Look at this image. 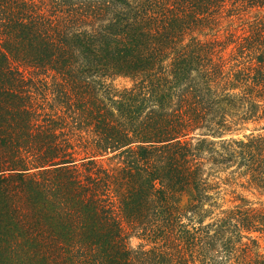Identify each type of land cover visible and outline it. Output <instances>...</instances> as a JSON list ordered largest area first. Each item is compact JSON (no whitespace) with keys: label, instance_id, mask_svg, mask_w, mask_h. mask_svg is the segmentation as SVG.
<instances>
[{"label":"trees","instance_id":"trees-1","mask_svg":"<svg viewBox=\"0 0 264 264\" xmlns=\"http://www.w3.org/2000/svg\"><path fill=\"white\" fill-rule=\"evenodd\" d=\"M0 264H264V0H0Z\"/></svg>","mask_w":264,"mask_h":264},{"label":"rangeland","instance_id":"rangeland-1","mask_svg":"<svg viewBox=\"0 0 264 264\" xmlns=\"http://www.w3.org/2000/svg\"><path fill=\"white\" fill-rule=\"evenodd\" d=\"M116 83L121 86L123 84H128V81L125 79H121V80H118ZM227 137H228V135H227ZM136 243H137V240H133V244H136Z\"/></svg>","mask_w":264,"mask_h":264}]
</instances>
